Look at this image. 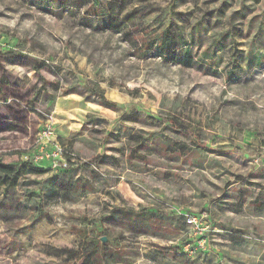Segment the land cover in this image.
<instances>
[{
  "label": "rangeland",
  "instance_id": "rangeland-1",
  "mask_svg": "<svg viewBox=\"0 0 264 264\" xmlns=\"http://www.w3.org/2000/svg\"><path fill=\"white\" fill-rule=\"evenodd\" d=\"M38 154L0 264H264V0H0V160Z\"/></svg>",
  "mask_w": 264,
  "mask_h": 264
},
{
  "label": "trees",
  "instance_id": "trees-1",
  "mask_svg": "<svg viewBox=\"0 0 264 264\" xmlns=\"http://www.w3.org/2000/svg\"><path fill=\"white\" fill-rule=\"evenodd\" d=\"M49 2L50 0H45ZM112 2H108L107 6H110ZM68 94V93H65ZM94 95H96L99 98V104L108 107V108H114L115 103L108 100L102 93L94 91ZM89 115H87V118ZM49 169V168H48ZM50 170V169H49ZM63 170H60L59 173H61ZM46 169H43V167H38L34 165L32 162L24 161L21 163H4L0 160V187L4 188H14L18 185L19 180L22 176H25L27 174H41L45 172ZM59 186H63L59 184ZM113 212H115L117 215H121L120 218H124L129 220L130 224L132 225H146L150 220V212L147 210L142 209H129V210H118L115 209ZM114 213V214H115ZM112 214V213H111ZM114 216V215H112ZM104 231V229H101L100 232ZM101 234V233H100ZM118 250V247H116ZM117 253H113V251L110 250V248L107 247H101L100 241L96 239L92 245L89 243L84 246V249L81 252V261L79 264H102V259L107 260L111 257L113 260H118V251H115Z\"/></svg>",
  "mask_w": 264,
  "mask_h": 264
},
{
  "label": "built area",
  "instance_id": "built-area-1",
  "mask_svg": "<svg viewBox=\"0 0 264 264\" xmlns=\"http://www.w3.org/2000/svg\"><path fill=\"white\" fill-rule=\"evenodd\" d=\"M50 130L48 127H45L43 130H41V132L39 133L40 136H43V137H47L50 135ZM42 149V147H40V150ZM58 154L56 153H53V154H46L44 155L45 159L49 162L50 166L52 168H54L55 171L57 170H63L66 168L67 166V163L66 162H61L59 165H57L54 161L55 157L57 156ZM25 159V161H29V162H32V163H36L38 162L41 158H42V155H36V156H24L23 157ZM186 223L187 225H189L190 227H192L193 229H197L198 232H201L203 231L202 229V221L200 219L199 216H196V215H186ZM194 244L196 245H199V246H203V239H201L198 244L196 242H194ZM189 246V243H187V245L185 246V248H187ZM190 253L192 252V249H190L189 251Z\"/></svg>",
  "mask_w": 264,
  "mask_h": 264
},
{
  "label": "water",
  "instance_id": "water-1",
  "mask_svg": "<svg viewBox=\"0 0 264 264\" xmlns=\"http://www.w3.org/2000/svg\"><path fill=\"white\" fill-rule=\"evenodd\" d=\"M101 240H102V241H105V240H106V238H105V237H103Z\"/></svg>",
  "mask_w": 264,
  "mask_h": 264
}]
</instances>
